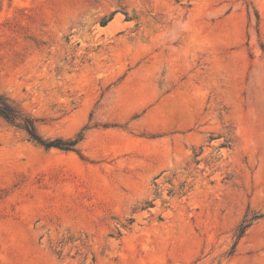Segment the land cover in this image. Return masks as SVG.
I'll use <instances>...</instances> for the list:
<instances>
[{"label":"rangeland","instance_id":"374dc122","mask_svg":"<svg viewBox=\"0 0 264 264\" xmlns=\"http://www.w3.org/2000/svg\"><path fill=\"white\" fill-rule=\"evenodd\" d=\"M0 91V264H264V0H0Z\"/></svg>","mask_w":264,"mask_h":264},{"label":"trees","instance_id":"16d2710c","mask_svg":"<svg viewBox=\"0 0 264 264\" xmlns=\"http://www.w3.org/2000/svg\"><path fill=\"white\" fill-rule=\"evenodd\" d=\"M0 116L10 121L11 123L24 128L29 135L40 143L46 144L47 146L54 145L53 141L45 143L42 137L37 133L35 119L26 115L23 110L16 105L11 99L0 91ZM69 146L72 142H65Z\"/></svg>","mask_w":264,"mask_h":264}]
</instances>
